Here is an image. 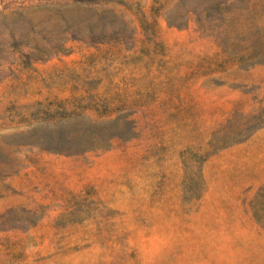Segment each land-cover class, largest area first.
<instances>
[{
    "label": "rangeland",
    "instance_id": "obj_1",
    "mask_svg": "<svg viewBox=\"0 0 264 264\" xmlns=\"http://www.w3.org/2000/svg\"><path fill=\"white\" fill-rule=\"evenodd\" d=\"M0 264H264V0H0Z\"/></svg>",
    "mask_w": 264,
    "mask_h": 264
},
{
    "label": "trees",
    "instance_id": "obj_2",
    "mask_svg": "<svg viewBox=\"0 0 264 264\" xmlns=\"http://www.w3.org/2000/svg\"><path fill=\"white\" fill-rule=\"evenodd\" d=\"M27 57L29 56V54H25Z\"/></svg>",
    "mask_w": 264,
    "mask_h": 264
}]
</instances>
